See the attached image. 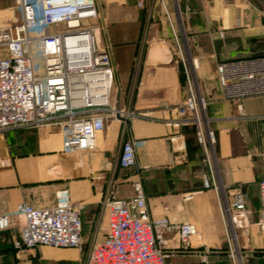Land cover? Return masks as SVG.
<instances>
[{
	"label": "crops",
	"instance_id": "0c3cea01",
	"mask_svg": "<svg viewBox=\"0 0 264 264\" xmlns=\"http://www.w3.org/2000/svg\"><path fill=\"white\" fill-rule=\"evenodd\" d=\"M96 1L114 54V101L152 119L135 118L128 125L110 120L91 153H63L57 126L0 133V214H13L22 202L51 207L61 190L69 191L73 203L83 205L81 251L17 250L16 220L12 228L0 231V264H83L87 251L101 244L108 232L109 214L101 202L109 183H114L118 198H129L138 178L153 218L193 222L199 228L192 248L169 258L167 264H197L205 248L210 250L208 264H233L226 240L231 231L244 264H264L259 192L264 180V96L243 100L249 118L237 119L236 104L223 99L216 72L221 61L264 55V0H166L168 6L172 1L180 9L189 48L186 57L182 51L185 64L170 24L156 13L159 0H144V8L138 7V0ZM181 64L208 102L207 115L218 140L219 192L201 185L204 173L197 167L201 150L194 134L168 124L187 94ZM126 140L137 148V168L129 170L117 166ZM238 189L245 196V211L233 206L228 192Z\"/></svg>",
	"mask_w": 264,
	"mask_h": 264
},
{
	"label": "built area",
	"instance_id": "2783aa9c",
	"mask_svg": "<svg viewBox=\"0 0 264 264\" xmlns=\"http://www.w3.org/2000/svg\"><path fill=\"white\" fill-rule=\"evenodd\" d=\"M10 1L16 2L21 20L0 19L1 134L57 126L63 153H91L96 151L97 137L110 120L128 125L135 118L152 119L148 113L131 111L112 100L116 69L110 43L103 44L96 0H0ZM159 1L165 6L174 30L166 0ZM137 5L144 8V0H138ZM220 35L223 38L224 32ZM175 37L178 42L176 33ZM178 47L185 64L179 43ZM185 73L187 94L168 124L177 129L195 126L198 144L210 168L209 173L203 174V188L219 192L220 182L209 151L216 146L217 138L207 115L208 102L198 93L187 67ZM217 81L223 99L236 104V118H249L241 102L264 96V55L219 62ZM136 155L135 142L124 141L117 166L123 170L137 168ZM132 187V197L118 198L114 183H109L101 202L109 214L108 232L101 244L87 251L84 264H167L169 258L192 248L193 240L199 237V228L193 222L176 224L169 217L151 216L141 178L134 180ZM228 192L233 206L245 211L243 192ZM259 192L263 228L264 180L259 183ZM229 207L223 210L226 224L230 222ZM82 209V204L71 201L68 190H61L51 207L22 202L13 214H0V231L9 230L19 220L15 249L51 247L81 251ZM226 240L233 264H244V255L232 231ZM209 254L210 250L205 248L199 253L197 264H208Z\"/></svg>",
	"mask_w": 264,
	"mask_h": 264
},
{
	"label": "rangeland",
	"instance_id": "374dc122",
	"mask_svg": "<svg viewBox=\"0 0 264 264\" xmlns=\"http://www.w3.org/2000/svg\"><path fill=\"white\" fill-rule=\"evenodd\" d=\"M173 2L177 3V0H173ZM167 9H168L169 15H170V17H171V19L173 21V27H174L175 33L177 35L179 45L182 48V51H183V53H184V55L186 57V55H189V48H188V45H187V35H186V31H185V28L182 25L181 20H179L177 4H176V7H175V4L173 5L172 1H170V5L169 6L167 5ZM8 10H12L14 12V16H13V21L14 22L21 20L20 10L16 6V2H14V1H10L8 3L0 2V13H1V11L6 12ZM158 12H161L160 15L164 16L165 20L167 19L166 21L170 24V22L168 20V15L166 13V8L162 4V1H159L158 7H156V13L158 14ZM5 14H8L9 16H11V13H5ZM170 28H171V31H172V34H173L174 42H175V45H176L175 46L176 50H177V52H179L178 43H177V40H176V37H175V33H174V30L172 29L171 24H170ZM49 32H50V30L48 29L46 31V33L49 34ZM102 40H103V44L104 45H108V38L106 37V33H104V32L102 33ZM113 56H114V54H113ZM35 59L38 60L37 58H35ZM216 72H217V69H216ZM115 88H116V84H115V86L113 87V90H112V100L115 99V94H116V89ZM196 89H197L198 93H200L199 88L196 87ZM215 147L216 146H214V148H212V150H209V151H211L210 152V156H211V160L213 161V164H214L215 176L218 177V168H217L218 167V158H217V153H216V148ZM198 161H199V164L197 165V167L203 173H209L210 172V168H209L208 162H207V160H206V158H205V156H204L202 151H200V153L198 155ZM115 167H117L116 163L113 164V168H115ZM202 180H203V178H202ZM85 259H86V257H84V261H85ZM83 264H84V262H83Z\"/></svg>",
	"mask_w": 264,
	"mask_h": 264
},
{
	"label": "trees",
	"instance_id": "16d2710c",
	"mask_svg": "<svg viewBox=\"0 0 264 264\" xmlns=\"http://www.w3.org/2000/svg\"><path fill=\"white\" fill-rule=\"evenodd\" d=\"M181 5V4H180ZM181 66H182V64H181ZM182 74L184 75V83H185V73H184V68H183V66H182ZM185 130H189V131H191L193 134H194V136H195V139H196V143H197V146H198V148L202 151V149H201V147H200V145L198 144V141H197V137H196V128H195V126L194 125H188V126H184L183 127ZM216 138H217V136H216ZM217 145H218V140L216 141V151H217ZM201 185H203V183H202V181H201Z\"/></svg>",
	"mask_w": 264,
	"mask_h": 264
},
{
	"label": "bare ground",
	"instance_id": "6f19581e",
	"mask_svg": "<svg viewBox=\"0 0 264 264\" xmlns=\"http://www.w3.org/2000/svg\"><path fill=\"white\" fill-rule=\"evenodd\" d=\"M5 13H11V16H9L8 14H5ZM13 16H14V13H13L12 10H8L6 12L1 11V13H0V19L1 20H3V19L5 20V19H8V18H13Z\"/></svg>",
	"mask_w": 264,
	"mask_h": 264
},
{
	"label": "water",
	"instance_id": "95a60500",
	"mask_svg": "<svg viewBox=\"0 0 264 264\" xmlns=\"http://www.w3.org/2000/svg\"><path fill=\"white\" fill-rule=\"evenodd\" d=\"M177 10H178L179 18H180V20H181L180 9H179L178 4H177ZM181 22H182V21H181ZM182 25H183V24H182Z\"/></svg>",
	"mask_w": 264,
	"mask_h": 264
}]
</instances>
